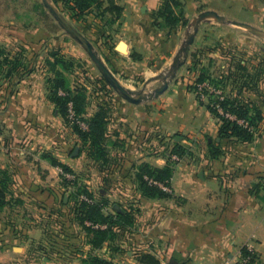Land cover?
Here are the masks:
<instances>
[{"label":"crops","instance_id":"0c3cea01","mask_svg":"<svg viewBox=\"0 0 264 264\" xmlns=\"http://www.w3.org/2000/svg\"><path fill=\"white\" fill-rule=\"evenodd\" d=\"M100 1L103 11L113 1L121 8V15L106 13L105 17H96L91 13L77 26L93 36L90 40L103 51L109 69L131 90L141 88L142 81H157L173 66L200 7L224 16L244 12L249 17L246 22L252 25L264 21V0H222L230 2V9L225 11L213 0H176L175 15H187L185 26L182 20L168 25L159 17L165 0ZM185 5H190L188 10ZM29 33L32 36V29H25L26 35L12 36L10 43H31L21 38H30ZM201 35L202 26L181 70L193 65L192 53L200 60L196 49L201 48ZM9 39L0 36V43L9 45L4 42ZM34 78L35 83L27 79L22 82L10 110H0V170L8 178L9 192L63 189L53 183L62 172L58 163L71 165L67 157H74L73 138L77 136L69 132L65 118L51 101L46 81ZM206 102L182 85H169L159 97L140 104L116 98L105 102L109 111L107 139L113 145L110 152L112 156L113 152L120 153V158L89 188L103 194L105 213L116 215L121 211L132 219L116 227L114 237L101 248L93 247L91 236L82 231L85 245L80 255L115 264H227L237 261L242 249L248 248L255 255L253 264H264V184L256 187L258 170L231 167L229 152L218 157L210 154L209 144L221 143L220 124ZM97 109L98 105L91 109V116ZM86 115L90 116L87 111ZM233 140L227 139L231 147ZM177 147L184 150L183 154L175 153ZM174 156L179 159L174 160ZM142 165L160 169L170 166V178L160 182L170 192L158 186L163 195H145L137 178ZM1 218L0 264H15V256L28 244L34 227L32 223L19 224L18 220H5V224ZM58 220L55 217L51 225L56 224L63 237L66 223ZM34 223L43 229L42 241L46 243L53 228L50 234L37 220ZM74 228L81 237L82 227L76 218ZM146 256L153 259L147 260Z\"/></svg>","mask_w":264,"mask_h":264},{"label":"rangeland","instance_id":"374dc122","mask_svg":"<svg viewBox=\"0 0 264 264\" xmlns=\"http://www.w3.org/2000/svg\"><path fill=\"white\" fill-rule=\"evenodd\" d=\"M48 1L75 29L86 37L89 36V39L93 38V36L88 35V31L78 27V23L71 20L67 12L62 7L57 6L54 0ZM211 2L216 6L219 5L218 7H221L223 11L231 7H227L230 3L228 1L220 0L217 2L213 0ZM189 6L185 5L187 10ZM205 9L203 6L200 7L193 17L198 20L199 15ZM186 16L181 15L179 19L184 21L187 19ZM221 16L224 17V20L209 17L201 20L198 24L193 23L192 32L195 25L199 29L202 26L203 34L201 35V38L203 36L201 48L196 49L200 55L197 64H193L184 70H181V66L184 64L177 70H173V67L170 66L157 81L150 80L145 84V81H142L144 86L142 84L141 88L129 90L136 94L142 93L149 98L150 95L146 93L153 92L156 87L167 80L173 87L187 86L198 98L197 80L201 73H206L208 79L206 81L216 90L218 89L224 98L232 101L240 100L242 104L250 108L249 120L239 119L238 121L244 127H250L252 140L243 142L235 138L231 147L227 139H224L221 140L219 149L222 152L221 155L224 152L231 154V167L258 170L260 175L256 181V187H259L264 184V21L252 25L246 22L249 17L244 15V12L235 17L233 15ZM234 21L247 23L251 27L237 26L233 23ZM28 28L32 29V36L29 33L30 38H21H23V42L31 41V43H26L25 46L17 45L15 42L14 45L10 43L12 36L26 35L25 29ZM0 36L3 39L4 36L10 37L9 40H4L5 43L9 42V45L0 43V110L2 112H6L7 109L10 110L13 95L16 94L25 79L35 83L37 79L34 77H37L43 79V83L46 81L49 90L52 88L51 79L54 74L51 72L48 61H53L52 54L58 52L67 64L66 69L61 66L59 69L64 73L71 90L76 92L78 89H83L87 93L86 111L90 114V116L85 114L76 117L75 114L71 113L69 116L71 120L65 119L69 132L77 137L73 138L74 157L72 154L67 157L68 163L71 165L63 162L71 171H66L59 166L62 172L60 176L57 174V181L53 182L63 186V189L47 188L36 193L16 190L7 193L8 205L0 211V216L3 217L1 221L7 224V220H18L19 224L32 223L31 226L34 227L30 229L31 237L28 239V244L24 246L23 251H20L19 256H15V264H85L84 260L87 259V256L80 255V251L82 253V248L85 245L82 239V237L85 238V230L80 229L81 237L77 229L72 230V223H75L76 218L75 209L82 205L83 200L89 198L88 194L99 202L105 201L103 194L98 189L92 191L89 186L96 183L100 175L104 174L110 167L119 163L120 153L115 152L114 154L113 152L114 156L111 155L112 143L107 139L105 145L109 150V157L92 159L88 155L87 147L84 146L82 139L74 132V126L78 124L84 130L88 129L85 126H88V120L93 114L91 109L95 105H101L104 101L107 102L113 98L120 99V101L123 98L106 82L86 49L59 24L43 0H0ZM193 44L190 48L193 47ZM93 45L100 57L105 60L103 51L98 44L93 42ZM8 59L9 62H7ZM181 59H184V55ZM31 75L36 76L32 77ZM216 84L219 87H216ZM216 98L220 97L211 93L206 100L207 102L198 99L201 102H206L209 108L210 103ZM148 100L150 99L144 102ZM222 111L223 113L219 111V115L227 117V112L223 109ZM210 112L218 119L221 126V117L212 111ZM253 117H256L258 121H253ZM118 148L120 149V147ZM64 154L66 157L67 153ZM102 182L104 184L103 179ZM52 201L56 204H53ZM47 202L53 206H48ZM41 203L44 206L38 208L34 206ZM53 216L57 217L58 221L66 223L65 232L62 229L63 237L59 236L57 225L55 224L53 227L51 225V220L53 222L55 220ZM36 220L44 226L45 230L49 231L48 233L53 228L46 243L44 240L42 241L43 229L40 230L34 223ZM2 230L0 228V240L3 238Z\"/></svg>","mask_w":264,"mask_h":264},{"label":"trees","instance_id":"16d2710c","mask_svg":"<svg viewBox=\"0 0 264 264\" xmlns=\"http://www.w3.org/2000/svg\"><path fill=\"white\" fill-rule=\"evenodd\" d=\"M57 6L62 7L66 12L68 17L76 23L84 21L87 16L93 13L96 17H105L106 13H110L114 16L121 15V8L118 7L110 1V6L102 10L103 3L100 0H54ZM174 6H178L176 0H165L164 6L159 12V17L163 18L168 25H174L178 23L179 18L175 15ZM94 10H97L95 13ZM188 20H182L183 25L187 24ZM54 60L48 61L51 68V72L54 77L51 79L52 88L50 99L55 105L59 114L65 118L67 121L71 113L75 114L76 117L84 116L86 114L87 107V93L83 89H78L73 92L68 85L67 79L64 76L62 70L59 66L66 69V62L59 56L58 52L52 54ZM138 58V57H136ZM191 58L193 64L199 62L198 55L192 53ZM10 60L8 59L7 62ZM207 79L206 73H201L198 77L197 84L205 82ZM216 87H219L216 84ZM197 89V86H196ZM62 91L63 93H61ZM208 96L211 93L205 92ZM200 99V95L198 94ZM213 96V95H212ZM201 100V99H200ZM98 105L97 111L88 120V129L84 130L80 125L75 124L74 132L82 139L83 144L87 147L88 155L92 159H97L104 157V159L109 157V150H107L105 141H107V130L109 124V111L105 104ZM217 106L221 107L225 112L233 114L237 119L232 120L225 117L224 115H219ZM209 110L215 115L221 117L220 126V138L224 139H239L243 142H249L252 140V133H250V127H244L239 123V119H248L250 108L247 105L241 103L240 100L232 101L231 99L216 98L212 103H210ZM258 111V109H256ZM260 116V115H259ZM257 118L253 117L252 120L255 121ZM75 121V120H73ZM258 121V120H256ZM118 141H116V146H118ZM110 145V143H109ZM113 146V145H112ZM219 145L216 143L209 144V152L213 157H218L221 155V150ZM184 150L180 148H175V153L183 154ZM108 160V159H107ZM66 171H71V169L65 165L58 163ZM172 169L167 166L163 169L153 168L148 165H142L140 172L138 174V180L143 193L147 196H159L163 195V191L157 186L151 184L146 177L151 178L158 182H166L171 176ZM8 178L3 175L0 170V211L8 205L7 201V187ZM89 200H83L82 205L75 209L76 219L80 223L81 227L85 230L87 234L91 236L90 243L95 248H101L103 244L114 237V229L123 224L131 222L132 216L129 213L118 211L116 215L105 213V207L107 203L105 201L99 202L95 200L90 194ZM87 222L93 225H99L98 228L88 225ZM242 255L244 257H251L248 264H253L255 261L254 253L248 248L242 249ZM147 260H152L150 256L144 257ZM85 264H115L108 260L100 257H90L84 260Z\"/></svg>","mask_w":264,"mask_h":264},{"label":"water","instance_id":"95a60500","mask_svg":"<svg viewBox=\"0 0 264 264\" xmlns=\"http://www.w3.org/2000/svg\"><path fill=\"white\" fill-rule=\"evenodd\" d=\"M45 6L49 9V11L53 14L55 19L59 22V24L71 35L73 36L87 51L93 62L97 65L100 70L101 75L106 80V82L117 91V93L126 101L133 104H140L147 99H151L154 97H159L169 88L170 82L165 81L158 89L155 90L153 94L148 97L144 96L142 93H134L131 90L127 89L122 83L115 77L113 72L109 69L105 61L100 57L99 53L96 51L91 40L82 34L80 31L75 29L64 17H62L59 12L51 5L48 0H43ZM209 17H217L219 20H224V17L221 16L214 10L204 11L199 15L198 20L196 19L195 23L198 24L201 20H204ZM237 26H241L243 28L251 27L247 23H242L239 21L233 22ZM199 32L198 26L195 25L194 31L188 36L185 44L180 49L179 54L176 56L175 61L173 63V70H177L186 60L187 54L190 50V46L194 43L196 35ZM182 55H184V59L182 60Z\"/></svg>","mask_w":264,"mask_h":264},{"label":"built area","instance_id":"2783aa9c","mask_svg":"<svg viewBox=\"0 0 264 264\" xmlns=\"http://www.w3.org/2000/svg\"><path fill=\"white\" fill-rule=\"evenodd\" d=\"M197 91H198V94L200 95V99L202 101H206L207 98L209 97L205 92H208V93H213L214 95H216L217 97H220V99H224V97L222 96V93L220 91H218V89L216 90L215 87H212L211 84L208 82V81H205L201 84H197ZM217 109L218 111L222 112V108L217 106ZM227 118H230V119H234L236 118L235 116L233 115H230L229 113H227ZM85 127H88V126H85ZM174 160H178V156H174L173 157ZM146 179L153 185H157V186H160L163 188L164 191L166 192H170V189L168 186L164 185L163 183H160L158 181H155L151 178H148L146 177ZM85 200H89V198H86ZM88 225H92L93 227H96L98 228L99 225H93L92 223L90 222H87ZM251 257H244L242 254H240L239 258L237 261H233V262H227V264H248L249 261H250Z\"/></svg>","mask_w":264,"mask_h":264}]
</instances>
